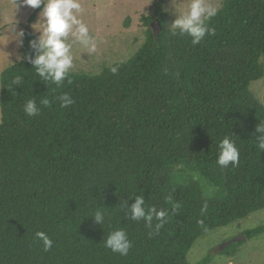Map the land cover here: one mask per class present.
<instances>
[{"label": "trees", "instance_id": "16d2710c", "mask_svg": "<svg viewBox=\"0 0 264 264\" xmlns=\"http://www.w3.org/2000/svg\"><path fill=\"white\" fill-rule=\"evenodd\" d=\"M141 19L144 39L131 57L69 72L61 86L36 74L37 36L23 29L22 59L0 73V264H190L197 239L264 209L256 146L264 104L250 89L264 76V0H221L206 21L215 34L196 45L173 34L160 5ZM62 93L74 101L67 108ZM29 99L38 115L25 114ZM225 136L239 150L236 166L217 163ZM135 195L168 211L158 232L155 217L132 219ZM121 229L127 255L105 246ZM39 231L53 241L48 251ZM243 234L260 236L264 226ZM236 244L219 253L234 254Z\"/></svg>", "mask_w": 264, "mask_h": 264}, {"label": "rangeland", "instance_id": "374dc122", "mask_svg": "<svg viewBox=\"0 0 264 264\" xmlns=\"http://www.w3.org/2000/svg\"><path fill=\"white\" fill-rule=\"evenodd\" d=\"M156 2V3H155ZM220 7L221 0H207ZM155 3V5H154ZM190 0H82L81 18L89 26L97 50L85 53L79 45L73 46L72 73H98L102 67L131 57L143 42L146 27L142 16L154 14L158 5L164 14L167 27H171L178 12L187 10ZM40 11L23 3V0H0V73L20 56L17 33L25 27L38 37L41 29L34 27L41 22ZM250 89L264 104V76L254 80ZM264 226V209L249 214L227 226L218 227L197 239L187 254L190 264L208 258L206 264H264V234L246 239V230ZM244 236L237 243L236 252L222 255L219 252L226 242Z\"/></svg>", "mask_w": 264, "mask_h": 264}, {"label": "clouds", "instance_id": "9594fccd", "mask_svg": "<svg viewBox=\"0 0 264 264\" xmlns=\"http://www.w3.org/2000/svg\"><path fill=\"white\" fill-rule=\"evenodd\" d=\"M23 3L32 7L41 9V22L34 25L35 28L41 29V34L30 41V46L37 49L34 58L29 57L31 64L34 66L36 74L45 82L55 83L61 86L63 81L68 77L70 70L73 68L74 55L73 46L79 45L84 48L85 53L91 54L96 52L97 44L90 33L89 26L81 18L83 12L82 0H23ZM218 8L212 6L207 0H190L187 10L178 12L176 8L174 13L176 18L171 24L173 34L176 30L180 35L187 34L192 38L193 45L199 42L206 35H214L215 28H210L206 21L217 14ZM23 31L18 32L16 38L22 43ZM18 60L22 57H17ZM119 65L112 66L110 71L115 74L118 72ZM71 82V81H69ZM21 78L15 77L11 85L20 84ZM57 99L60 106L67 108L74 103L68 93H62ZM42 103L47 104L45 99ZM27 116H35L40 112L35 99H29L23 106ZM260 135L257 138V148L264 151V126L257 128ZM220 151L217 163L222 167L229 164L236 166L239 163V150L233 140L225 136L218 145ZM171 202V198H168ZM130 207L132 219H145L148 222L153 217L159 222L156 225L157 232L167 222L168 211L165 209H156L155 207H146L143 196L135 195V202ZM172 207L179 209L178 204H172ZM207 211L205 204L201 212ZM97 221H104V214L97 211L95 214ZM36 236L43 242L45 251L51 249L52 239L43 231L36 233ZM105 246L113 252L121 255H127L131 248V241L124 230H115L109 234L105 241Z\"/></svg>", "mask_w": 264, "mask_h": 264}, {"label": "water", "instance_id": "95a60500", "mask_svg": "<svg viewBox=\"0 0 264 264\" xmlns=\"http://www.w3.org/2000/svg\"><path fill=\"white\" fill-rule=\"evenodd\" d=\"M155 3H156V2H155ZM155 3H154V5H155ZM154 18H155V19L153 20L152 23L156 22V23L158 24V32H157V33H159V31L161 30L162 26H161L160 21L157 19L156 14L154 15ZM244 238H245L244 236L237 237V238H235V239H233V240H231V241L226 242L221 248H224L225 246H227V245H228L229 243H231V242H234V241H241V240H243Z\"/></svg>", "mask_w": 264, "mask_h": 264}, {"label": "flooded vegetation", "instance_id": "af4514ba", "mask_svg": "<svg viewBox=\"0 0 264 264\" xmlns=\"http://www.w3.org/2000/svg\"><path fill=\"white\" fill-rule=\"evenodd\" d=\"M154 19H155V18H154ZM154 19H153V20H154ZM153 20H151V22H150V27H151L152 31H153L154 33H156V32H158V24H157L156 22L152 23Z\"/></svg>", "mask_w": 264, "mask_h": 264}]
</instances>
